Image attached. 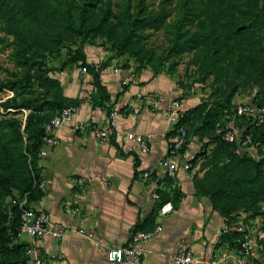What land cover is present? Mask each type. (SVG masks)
Instances as JSON below:
<instances>
[{"label": "trees", "instance_id": "16d2710c", "mask_svg": "<svg viewBox=\"0 0 264 264\" xmlns=\"http://www.w3.org/2000/svg\"><path fill=\"white\" fill-rule=\"evenodd\" d=\"M107 1L0 0V22L5 33L12 36L9 44L13 46L12 59L18 70V74L13 73L12 78L0 83V90L13 91L12 97L0 101V264H28L27 243L19 236V201L25 195L24 207L34 208L32 203L44 196V189L39 186V160L45 126L62 108L80 103L79 98L64 95L60 80L53 74L56 68L47 65L46 56L61 47L75 45L61 69L85 66L92 76L90 105L105 108L108 114L127 85L123 84L111 99L101 81V71L109 61L89 63L86 42L99 34L113 40L117 55L128 54L136 60L134 73L138 76L145 65L153 63L152 53L145 47L144 33L166 23L170 13L165 6L173 0H160L162 5L157 11L148 10L146 0H119L116 9ZM261 2L176 0V17L171 27V54L192 53V62L203 78L213 75L219 86L212 100L187 108L165 138L168 141L174 137L179 127L186 129L188 137L197 138L200 147L188 160V171L206 156V148L211 145L209 165L200 177H192L191 184L194 195L206 198L210 208L226 223H249L257 217L264 221V123L250 124L245 117H236L234 123L243 128L239 142H227L218 132L224 124L225 110L230 113L234 107L232 98L239 86L236 80L264 75ZM5 41L0 36V45L7 44ZM151 71L153 76L160 73L157 68ZM259 95L257 92L252 103L264 106V97ZM245 136H249V143H243ZM110 140L119 148L114 137ZM185 150L183 145L181 152ZM133 155L136 178L140 159ZM158 183V199L149 214L135 222L132 233L151 230L160 207L169 201L177 209L185 196L173 177L164 174ZM238 212L244 216L239 218ZM239 239V233L225 232L219 234L217 243L234 250Z\"/></svg>", "mask_w": 264, "mask_h": 264}, {"label": "crops", "instance_id": "0c3cea01", "mask_svg": "<svg viewBox=\"0 0 264 264\" xmlns=\"http://www.w3.org/2000/svg\"><path fill=\"white\" fill-rule=\"evenodd\" d=\"M64 70L55 75L64 95L79 98L80 103L61 127L52 130L59 143L46 147L40 157L44 196L32 203L35 209L45 211L50 224L63 229L64 234L58 240L43 237L36 245L45 264H113L107 261L106 250L127 245L135 222L145 218L155 202L152 194L165 174L157 162L166 153L164 133L171 128L161 110L152 109L144 99H135V94L160 92L171 97L172 93L164 87L161 76H152L149 70H143L138 76L125 78L127 88L112 105V109H121L122 131L152 135L150 151L139 157L137 169L148 170L151 177L135 178L134 155L121 143L117 142V148L110 138L102 140L93 133L95 127L106 125L107 114L105 108L90 105L92 76L80 72L76 65ZM109 70L110 66L101 71V81L113 100L125 76ZM132 100L140 107L138 113H132L127 107ZM78 123L86 126L83 131L76 129ZM194 150L187 149L184 159L189 160ZM189 172L181 166L176 171L174 183L185 196L177 209L164 215L158 212L154 222L162 230L152 240L143 242L144 253L138 264H173L171 255L179 243L188 244L195 258L209 252L217 264H236L234 251L217 243L223 217L194 195ZM255 256L258 264H264L261 252Z\"/></svg>", "mask_w": 264, "mask_h": 264}, {"label": "built area", "instance_id": "2783aa9c", "mask_svg": "<svg viewBox=\"0 0 264 264\" xmlns=\"http://www.w3.org/2000/svg\"><path fill=\"white\" fill-rule=\"evenodd\" d=\"M79 71L85 73L86 67H79ZM123 84H125V81ZM135 99H144L152 109L161 110L166 116L168 123L171 125L170 130L174 125L178 124L180 117H182L187 109L183 100L175 96L167 97L163 94H144L137 92L135 94ZM127 107H129L134 114L140 111V107L136 105L134 100L130 101ZM76 110L77 106L70 105L64 107L46 124V134L42 138L44 147H54L58 144V137L52 134V130L61 127ZM229 117L231 119L229 121L226 120ZM236 117H245L249 120L250 124L260 125L264 123V106H258L252 102H237L234 103V107L230 110V113L225 110L224 124L218 132L221 133V138L227 142H239L243 137V128L234 123ZM120 118V110L115 108L111 109L106 116V125L93 129L95 137L102 140H108L110 137H114L129 153L136 154L138 157L148 154L150 151L149 142L152 135L133 131H122L119 127ZM85 127L83 123H78L76 125V129L79 131H83ZM249 142V136H245L243 143ZM194 143L195 146L192 147ZM183 145H186L184 153L181 152ZM199 147V144H196V138L188 137L186 129L184 127H179L176 135L167 141L166 153L158 160L157 165L167 176L174 178L180 166L184 170H188L189 168L188 159H184L187 149ZM44 154L45 149H41L40 155ZM149 176L150 172L148 170H142L138 173V178L140 179H146L149 178ZM39 186L44 189L42 183H40ZM152 198L155 201L158 199L156 192L152 194ZM26 202L27 199L24 195L19 201V207L21 209L19 236L27 243L25 254L28 259V264H45L42 252L36 245V242L46 236H51L58 240L64 234V230L52 226L45 211L31 207L25 208L24 205ZM173 210L174 207L172 203L168 201L160 207L158 212L164 215ZM67 211L69 212L70 209H67ZM161 230L162 226L157 224L151 230H140L131 233L127 245L109 247L106 250L107 261L113 264H138L144 253L142 249L143 242L152 240ZM225 232L239 233L241 235L238 248L233 250L236 264H258L255 253H264V221L262 219L257 217L249 223H245L242 220H238L234 223H226L223 221L219 234ZM171 261L173 264H193L196 262L200 264H217V261L212 258L209 252H205L199 259L195 258L191 247L186 243H179L178 247L171 255Z\"/></svg>", "mask_w": 264, "mask_h": 264}, {"label": "rangeland", "instance_id": "374dc122", "mask_svg": "<svg viewBox=\"0 0 264 264\" xmlns=\"http://www.w3.org/2000/svg\"><path fill=\"white\" fill-rule=\"evenodd\" d=\"M113 6V9L117 8L120 3L119 0H108ZM148 10L157 11L160 9L162 3L160 0H146ZM176 0H173L170 4H166L165 8L169 11L170 15L166 19V23L157 30H147L145 31V47L152 53L153 63L145 65L144 70H149L157 68L159 70V76L162 77V83L170 93L171 97H178L183 100L187 108L199 103L203 100H212L215 96V91L217 90L219 84L213 81V75L203 78V75L199 72L197 65L192 62V53H183L181 55L171 54V39H172V22L175 20V8ZM264 8V0L261 2ZM0 36L6 38L7 44L0 45V83L13 77L14 74H18L17 68L14 65V60L12 59L13 46L9 44L12 40V36L5 33L2 29V23L0 22ZM85 44L86 59L92 61L91 63L99 64L100 62L109 61L110 72L111 73H121L123 76L122 81L124 83L125 78H130L135 76L134 69L138 64L136 60L130 57L128 54L117 55V51L112 48L113 40L99 34L94 38L88 40ZM76 46L72 45L69 47H61L58 52L47 55L45 61L48 66L56 68L53 74L59 73L63 70L61 69V64L66 60ZM111 57V58H110ZM79 65H76V68ZM107 68V67H106ZM67 74V70H64ZM81 72V71H80ZM157 76V75H156ZM129 81V80H128ZM238 82V88L235 95L232 98L234 103L237 102H252L257 97H255L258 92L264 97V75L257 79H252L246 77L243 79L236 80ZM122 83V84H123ZM37 89V88H36ZM36 92H39L38 89ZM154 93V92H153ZM155 94H162L160 92H155ZM259 95V96H260ZM13 96V91L4 89L0 90V101ZM59 143V142H58ZM196 144L200 143L196 138ZM195 146V143L192 147ZM46 147H42L45 149ZM211 145L206 148V156L201 158L197 162L196 166L189 172L190 180L193 176H201L203 171L209 165L210 161L207 159V155H212ZM199 148H195L194 153ZM253 152V150H252ZM193 153V154H194ZM42 156V155H40ZM192 157V156H191ZM190 157V158H191ZM187 171V170H186ZM42 183V182H41ZM187 183V182H186ZM43 184V183H42ZM192 187V184H191ZM198 199L205 200L208 205L210 202L204 197H198ZM5 203H8L6 199ZM211 209V208H210ZM213 212V210L211 209ZM238 211H242L238 209ZM215 212V211H214ZM217 213V212H216ZM239 218L243 217L242 213H239ZM261 219V218H260Z\"/></svg>", "mask_w": 264, "mask_h": 264}]
</instances>
